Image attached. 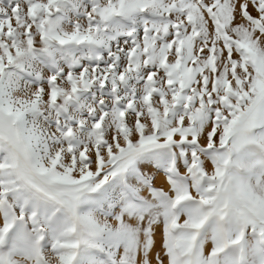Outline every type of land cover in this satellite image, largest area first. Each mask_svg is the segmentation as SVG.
Listing matches in <instances>:
<instances>
[{
	"label": "rangeland",
	"instance_id": "374dc122",
	"mask_svg": "<svg viewBox=\"0 0 264 264\" xmlns=\"http://www.w3.org/2000/svg\"><path fill=\"white\" fill-rule=\"evenodd\" d=\"M166 260L264 264V0H0V264Z\"/></svg>",
	"mask_w": 264,
	"mask_h": 264
},
{
	"label": "bare ground",
	"instance_id": "6f19581e",
	"mask_svg": "<svg viewBox=\"0 0 264 264\" xmlns=\"http://www.w3.org/2000/svg\"><path fill=\"white\" fill-rule=\"evenodd\" d=\"M141 255H142V253H141ZM163 264H168V263H167V260H166V262H164Z\"/></svg>",
	"mask_w": 264,
	"mask_h": 264
}]
</instances>
